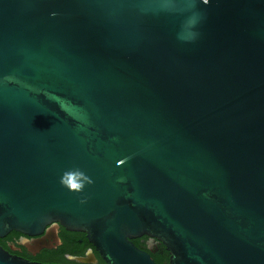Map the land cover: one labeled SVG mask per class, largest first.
Wrapping results in <instances>:
<instances>
[{
    "label": "water",
    "instance_id": "obj_1",
    "mask_svg": "<svg viewBox=\"0 0 264 264\" xmlns=\"http://www.w3.org/2000/svg\"><path fill=\"white\" fill-rule=\"evenodd\" d=\"M52 222L107 264H264V0H0V236Z\"/></svg>",
    "mask_w": 264,
    "mask_h": 264
},
{
    "label": "flooded vegetation",
    "instance_id": "obj_2",
    "mask_svg": "<svg viewBox=\"0 0 264 264\" xmlns=\"http://www.w3.org/2000/svg\"><path fill=\"white\" fill-rule=\"evenodd\" d=\"M133 243L158 263L169 264V251L157 238L142 234ZM0 245L9 252L38 262L57 264H107L85 232L70 230L58 222L34 235L10 230L0 236Z\"/></svg>",
    "mask_w": 264,
    "mask_h": 264
},
{
    "label": "clouds",
    "instance_id": "obj_3",
    "mask_svg": "<svg viewBox=\"0 0 264 264\" xmlns=\"http://www.w3.org/2000/svg\"><path fill=\"white\" fill-rule=\"evenodd\" d=\"M85 182L91 183L90 178L78 170L65 172L61 177V183L67 186L70 190L81 191Z\"/></svg>",
    "mask_w": 264,
    "mask_h": 264
},
{
    "label": "trees",
    "instance_id": "obj_4",
    "mask_svg": "<svg viewBox=\"0 0 264 264\" xmlns=\"http://www.w3.org/2000/svg\"><path fill=\"white\" fill-rule=\"evenodd\" d=\"M158 263H159V264H162L159 260H158Z\"/></svg>",
    "mask_w": 264,
    "mask_h": 264
}]
</instances>
